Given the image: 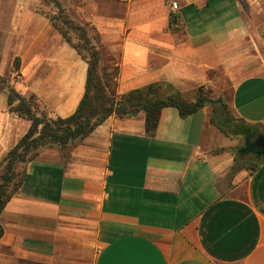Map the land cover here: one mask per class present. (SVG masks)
I'll return each instance as SVG.
<instances>
[{"label": "crops", "instance_id": "crops-1", "mask_svg": "<svg viewBox=\"0 0 264 264\" xmlns=\"http://www.w3.org/2000/svg\"><path fill=\"white\" fill-rule=\"evenodd\" d=\"M40 7L0 0V78L38 116L66 118L88 65ZM82 12L117 95L228 90L234 116L264 136V0H83ZM210 115L167 107L151 132L143 112L111 115L43 150L0 214V264H264V160L233 173L236 139ZM29 126L0 89V159Z\"/></svg>", "mask_w": 264, "mask_h": 264}, {"label": "trees", "instance_id": "trees-1", "mask_svg": "<svg viewBox=\"0 0 264 264\" xmlns=\"http://www.w3.org/2000/svg\"><path fill=\"white\" fill-rule=\"evenodd\" d=\"M171 17H173L172 13ZM58 32L79 54V51L72 46L70 39L61 31ZM85 40L88 42L87 38ZM90 53L88 59L83 58L88 65L84 95L76 110L66 118L49 119L45 114L38 116L34 110L32 97L21 96L12 86L1 89L6 91L8 109L18 117L29 121L30 126L24 136L2 158L1 163L4 167L0 175V214L23 183L26 168L23 169L16 183L14 182L15 169L19 163L27 161V154L31 148L41 146L64 149L68 145L82 141L111 115L124 117L143 112L145 130L151 132L157 126L159 115L164 108L173 107L178 110L180 117H187L214 103L208 98L209 93L202 90V86L196 90L193 101L189 102L185 100L184 94L173 91L172 87L165 83L150 84L119 96L114 91L115 88L110 87L106 74L99 73V55L91 50ZM15 69H18V62ZM210 123L229 138L244 137L245 141H251L261 136L256 128L247 126L240 120L224 121L219 117H210ZM254 155L257 161L264 160V156ZM236 162L235 157L234 166ZM255 165L256 163L250 169H254ZM11 184L14 188L9 191L8 187ZM2 233L3 228L0 223V237Z\"/></svg>", "mask_w": 264, "mask_h": 264}, {"label": "rangeland", "instance_id": "rangeland-1", "mask_svg": "<svg viewBox=\"0 0 264 264\" xmlns=\"http://www.w3.org/2000/svg\"><path fill=\"white\" fill-rule=\"evenodd\" d=\"M41 1V12L49 19L51 24L55 26L57 31H61L70 39L72 46H74L82 58L88 59L91 55L90 50L99 55V66L98 70L100 75L102 73L106 74L107 81L111 88H115V81L113 80V66L110 62L108 56H102L101 54L105 52V49L100 45V38L98 34L93 30L92 26L84 20L82 7L83 0H40ZM76 26V27H74ZM82 28V29H80ZM85 38L88 39L86 42ZM102 57L104 61L102 60ZM103 61V67H101ZM102 68V70H101ZM15 79V77H14ZM13 78L8 75L7 78H0V89H6L8 86H12ZM202 90L206 93H209L208 98L212 104H209L205 107L211 108V118H220L222 120H234L238 119L234 116L232 109L229 105V91L225 90H211L205 89ZM115 91V90H114ZM196 90L188 93H184V98L187 101H193V96ZM236 139V147L232 148V152L237 158V162L234 167H232V172L235 173L240 169H250L253 164L256 163L255 155L251 152L242 151L245 144L244 137H232ZM51 148V147H50ZM48 149V147L43 148L37 146L31 148L27 154L26 162L19 163L15 169L16 175L14 182H18L20 175L23 172V169L26 168V165L31 160L38 157L39 153L43 150ZM242 151V152H240ZM239 154V155H238ZM3 158V157H2ZM2 158L0 159V175L3 173L4 165L1 163ZM33 158V159H32ZM14 188V185L11 184L8 187V190L11 191Z\"/></svg>", "mask_w": 264, "mask_h": 264}, {"label": "water", "instance_id": "water-1", "mask_svg": "<svg viewBox=\"0 0 264 264\" xmlns=\"http://www.w3.org/2000/svg\"><path fill=\"white\" fill-rule=\"evenodd\" d=\"M250 152L255 153L257 156H264V136L256 137L250 148Z\"/></svg>", "mask_w": 264, "mask_h": 264}, {"label": "flooded vegetation", "instance_id": "flooded-vegetation-1", "mask_svg": "<svg viewBox=\"0 0 264 264\" xmlns=\"http://www.w3.org/2000/svg\"><path fill=\"white\" fill-rule=\"evenodd\" d=\"M254 140L255 139H253L251 141L246 140L245 141V144H244V148H243L242 151H244V152H246V151L250 152V148H251L252 144L254 143ZM251 153H253V152H251ZM253 154H255V153H253Z\"/></svg>", "mask_w": 264, "mask_h": 264}, {"label": "built area", "instance_id": "built-area-1", "mask_svg": "<svg viewBox=\"0 0 264 264\" xmlns=\"http://www.w3.org/2000/svg\"><path fill=\"white\" fill-rule=\"evenodd\" d=\"M170 9H171V10H176V9H177V3L174 2V1H171V2H170Z\"/></svg>", "mask_w": 264, "mask_h": 264}]
</instances>
